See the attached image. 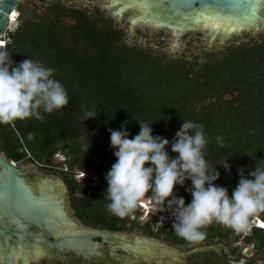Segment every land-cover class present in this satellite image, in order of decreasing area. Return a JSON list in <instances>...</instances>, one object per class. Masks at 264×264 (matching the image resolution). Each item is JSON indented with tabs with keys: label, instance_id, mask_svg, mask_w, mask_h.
I'll use <instances>...</instances> for the list:
<instances>
[{
	"label": "trees",
	"instance_id": "obj_1",
	"mask_svg": "<svg viewBox=\"0 0 264 264\" xmlns=\"http://www.w3.org/2000/svg\"><path fill=\"white\" fill-rule=\"evenodd\" d=\"M73 18L68 25L65 18ZM85 11L52 3L43 14L22 21L9 33L6 51L15 64L18 56L39 61L53 68L69 96V104L41 118H16L0 123V149L14 161L29 160L46 169L67 166L63 180L68 188L71 209L82 224L99 230L133 231L162 239L169 244L195 247L214 239L228 245L242 237L237 230L215 221L205 226V238L190 242L173 229L152 228L139 222L136 208L120 216L108 210L110 201L106 173L116 162L110 146V132L126 127L129 138L140 130L139 122L152 125L154 136L171 143L184 121L198 123L207 137L205 159L212 168L217 160H228L230 170L218 166L217 185L232 190L244 175L264 168V41L227 47L221 53L170 59L139 46H128L124 32L98 20ZM95 118L84 120V112ZM89 136V139H88ZM220 142H217V137ZM89 148V149H88ZM88 149V151H87ZM28 153L32 158L28 157ZM65 159L56 161V154ZM77 172L89 177L75 178ZM93 177L104 186H93ZM191 181L177 185L174 195L190 203ZM147 193L144 198H151ZM167 208V205H165ZM258 217L264 223V210L250 215L243 225ZM234 254L256 259L251 254L264 253V229L253 227L241 245L232 246Z\"/></svg>",
	"mask_w": 264,
	"mask_h": 264
},
{
	"label": "clouds",
	"instance_id": "obj_2",
	"mask_svg": "<svg viewBox=\"0 0 264 264\" xmlns=\"http://www.w3.org/2000/svg\"><path fill=\"white\" fill-rule=\"evenodd\" d=\"M54 71L32 57L14 65L10 52L0 47V123L40 119L41 113L68 105V93L54 78ZM83 116L86 121L97 115L85 111ZM138 122L140 130L132 138L126 127L109 129L116 162L105 176L108 210L126 215L151 193L162 211L169 210L174 216L176 235L190 242L202 241V229L214 221L239 230L250 215L264 210V168L258 163L247 177L239 170L238 184L230 196L227 188L215 183L220 178L218 166L230 170V164L220 159L215 168L209 165L204 154L208 140L200 124L183 120L171 143L177 155L171 157L166 150L169 140L154 136L152 125ZM216 139L219 143L221 138ZM186 180L191 181L192 197L187 204L174 195L176 186L183 187Z\"/></svg>",
	"mask_w": 264,
	"mask_h": 264
},
{
	"label": "water",
	"instance_id": "obj_3",
	"mask_svg": "<svg viewBox=\"0 0 264 264\" xmlns=\"http://www.w3.org/2000/svg\"><path fill=\"white\" fill-rule=\"evenodd\" d=\"M22 1L0 0V40L11 22V15L16 10L18 11ZM157 1L165 5L164 8L154 10L153 7L155 5L147 0H137L134 4H139L144 8L145 15L152 19V22H156L155 26L172 30L175 39L171 41L170 45L173 48L181 46L177 39L187 30H206V36L210 37V42L207 40V43L211 48L215 46L211 42L219 41L221 43L226 41L221 45H216L214 49H218L230 41L249 38L264 28V0ZM201 15L206 18H213L217 23L213 26L205 27V20L200 19ZM241 29H247V32H241ZM130 32L132 35L135 34L133 30H130ZM230 37L232 38L229 39ZM227 39L229 40L227 41ZM0 165L3 167V172L0 173V212H4L13 221L22 220L25 223L24 230L31 225L37 226L41 230L39 235L32 238L33 240L35 239L34 244H30L26 237L23 239L19 237L21 241L17 246L20 250L24 247V261L33 250L36 253L37 249L41 250L42 247L46 246L59 254L70 253L85 262H91L95 257H100L102 254L99 250L100 243L98 239L106 243L109 237L117 238L124 242L117 244V246H110L112 252L115 253L116 248L119 247L127 255L136 258H155L153 251L156 249H162L164 252L160 256H186L208 248L206 245H197L187 252L176 254L173 251L170 253L169 247H176L160 243L154 239L138 236L134 239V242H131L124 234L83 226L69 212L66 203V189L63 182L58 178L39 176L32 171L43 174H54V172L44 173L34 165L24 167L22 169L32 168L31 172L33 173L34 181L30 183L25 176L19 175L22 171L1 154ZM6 245L9 252V239H7ZM146 248L152 249L150 257L143 256ZM10 253L8 254V259L9 264H12ZM196 260L201 261V256L200 258L197 256ZM183 261L184 264L189 262L187 259H183ZM232 263L248 264V260L242 257Z\"/></svg>",
	"mask_w": 264,
	"mask_h": 264
},
{
	"label": "flooded vegetation",
	"instance_id": "obj_4",
	"mask_svg": "<svg viewBox=\"0 0 264 264\" xmlns=\"http://www.w3.org/2000/svg\"><path fill=\"white\" fill-rule=\"evenodd\" d=\"M42 3V5L47 4V0H38ZM139 1H146V0H139ZM151 3H153L155 6L153 7L154 10L156 9H162L165 5H162L157 0H147ZM60 3L63 4L69 8L73 9H80L85 11L88 15H91L95 18H99V22L101 24L100 20H104L107 24H110L112 27L116 29H120L124 32V39L123 41L127 40L130 37H126L125 28L121 25L124 23L127 24V30H133L135 34L131 37L132 39H136V37L141 33L140 27L146 26L147 28H152L154 30H162L166 27H160L155 26L156 22H152V19H150L147 15H145L144 8L139 4H134L137 2V0H52V3ZM167 7V6H166ZM109 11V15H106L105 13ZM70 18V17H68ZM66 19V18H65ZM73 21L74 19L71 18ZM75 22V21H74ZM149 22V23H148ZM74 24V23H73ZM153 24V25H152ZM160 24V23H158ZM197 33H200V30H195ZM206 36V35H205ZM234 36V35H233ZM232 36V37H233ZM230 37L229 39H231ZM130 38V39H131ZM210 42V37L208 35L205 38ZM227 39V41L229 40ZM226 42V41H225ZM225 42H219L216 41L214 43L211 42V44L215 45H221ZM0 154L3 155L7 160L13 162L15 167L20 169L22 172L19 173L21 176H25L27 180L30 183H33L34 176L31 172L32 168L29 169H22L19 165L20 161H14L11 158L7 156V154L0 149ZM41 171L44 173L48 172H58L61 173V171H57L54 169H46L43 167H40ZM3 172V167L0 165V173ZM63 183L68 191V188L63 180ZM69 195V194H68ZM72 216V215H71ZM75 220L78 221L81 225L82 222L77 217H75ZM25 223L21 220H11L4 212H0V264H9L8 254L10 253V259L12 264H184L183 259L189 260L186 264H233V261H238L242 258V256H239L237 254L233 253V250L231 248H225L224 246H214L213 244L209 243L206 244L208 247L207 249H204L203 251L186 255V256H167L163 255L160 256V254H164L162 249H156L153 251V256L155 258H136L134 256H129L125 252L122 251L121 248L117 247L116 252L111 251L110 246H117V244L124 243L120 239L109 237L106 240V243H103L101 239H98L100 243V252L102 253L101 256L95 257L93 261L91 262H85L82 259L72 255V254H59L55 250L49 248V247H42L40 250L44 255L40 256L39 258H36L34 250L31 254H29L28 258L24 261V247L19 249L17 246L21 239L19 240V237L22 239L26 237L28 241H30V244H34L35 239L33 240L36 235H39L40 229L37 226L31 225L26 230H24ZM85 226V225H83ZM4 231V233H2ZM107 231V230H104ZM108 232H115L118 234H124L127 238L130 239L131 242H134V239L136 237H146L149 239H157L155 237H151L147 234H144L143 232H138L137 234H134V231H108ZM26 234V235H25ZM7 239H9L10 243V251L8 252L7 248ZM160 243L169 244L164 240L159 241ZM177 246V245H176ZM179 248H170L169 252L172 253L173 251L176 254H180L182 252H187L188 250L192 249L191 246H185V245H178ZM15 247V252H14ZM33 248V247H32ZM150 251V252H149ZM143 256L150 257L152 255V249H145ZM156 256H158L156 258ZM197 256H201V261H197ZM128 258V259H127ZM248 264H264V260L262 259H250L247 258ZM262 261V263H260Z\"/></svg>",
	"mask_w": 264,
	"mask_h": 264
},
{
	"label": "rangeland",
	"instance_id": "obj_5",
	"mask_svg": "<svg viewBox=\"0 0 264 264\" xmlns=\"http://www.w3.org/2000/svg\"><path fill=\"white\" fill-rule=\"evenodd\" d=\"M50 4H52V0H47V4L44 6L38 0H23L21 2V4L19 5V8H18L19 16L17 18L16 25L11 27V29L12 30L17 29L23 20L28 19V18L33 16L34 11L37 12L38 14L45 13L47 10V7ZM106 11L107 12L105 14L109 15V11L108 10H106ZM64 22L68 25H71L74 23V21L71 18L64 19ZM121 26L125 28V32L127 33L126 37L131 38L133 35L131 34L130 30L126 29L128 27L127 24L123 23ZM139 29H140L141 33L136 37V39L128 38L127 40H125V43L128 46H139V47H142L143 49L151 50L154 54H158V53L166 54L167 57L170 59H178V58L182 57L184 59L191 60V59H193V57L194 58L198 57L200 63H203L206 60L207 53H211V52L221 53L222 51L226 50L227 47L238 46L242 43L254 45V44H260L264 41V28H263L259 33L255 34L249 38L230 41L226 45H224L223 47L218 48V49H214L208 45L207 40L205 39L206 38L205 35L207 34L206 30L200 29V33H197L195 30H187V31H185V33L181 34L177 39V42L180 43L181 46L173 48L170 45L171 41H173L175 39L172 30L167 29V28L162 29V30H154L151 27L147 28L146 26H141ZM241 32H247V29H241ZM16 60L22 62L25 59L22 56H18L16 58ZM55 159H56V161H61V160L65 159V155L60 154V153L56 154ZM19 165L21 166V168L34 165V166L38 167L39 169H41L37 163L30 162L29 160H22V161H20ZM57 171H60V170H57ZM32 172L39 175V176H43V177L58 178L59 180H61L63 182V173L62 172L61 173L54 172V174H43V173H40V172H37L34 170ZM75 176H76V174H75ZM92 183H93V181H92ZM95 187H97V186H95ZM65 189H66V187H65ZM66 203H67L69 212L71 213L72 217L75 219L74 212L71 209L70 198H69L67 189H66ZM132 212L133 211H131V213ZM135 217H136V215L134 217L131 215V218L135 219ZM138 220L141 224H145V223L149 224L150 223V221H141L140 219H138ZM154 230H158V228L155 226ZM133 231H134V234L135 233L137 234L138 232H142L138 228H135ZM154 240H157V239H154ZM161 240L162 239H158V241H161ZM210 243L213 244L214 246L222 245L225 248H231L232 246L234 247L237 244V243H234V245L232 244V246H231V245L226 244L225 242H221L218 239H214ZM206 244H209V243L205 242L202 245H206ZM167 245L179 248L178 245L177 246L173 245V244H167ZM251 254L256 259L264 260V253H257V251L254 249Z\"/></svg>",
	"mask_w": 264,
	"mask_h": 264
},
{
	"label": "built area",
	"instance_id": "obj_6",
	"mask_svg": "<svg viewBox=\"0 0 264 264\" xmlns=\"http://www.w3.org/2000/svg\"><path fill=\"white\" fill-rule=\"evenodd\" d=\"M16 29L12 30L11 26H9L5 29L1 39H3L6 43V46H4V49L6 50L7 48V42L10 41L9 38V33L15 31ZM1 43V41H0ZM28 157L32 158L30 153H28ZM61 160V159H60ZM64 160V159H63ZM38 164V163H37ZM39 165V164H38ZM54 170H60L62 172H67L68 168L67 166H64L62 168L60 167H53ZM87 177V173L84 172H78L76 174L75 178L77 180H81L83 178ZM93 186H104L97 177H93ZM138 211L140 213V220L141 221H151L152 219H155V222L152 223V227L156 226L158 229L161 227H166L168 230L172 228V224L174 223V216L172 215L171 211L166 210L162 211L160 206H158L155 201L151 198H143L137 205ZM135 208V209H136ZM134 209V210H135ZM132 210V211H134ZM132 216L134 217L135 214L131 213ZM261 220L258 217H254L250 223H247L246 225L242 226V237L236 242V246L241 245L243 238L248 234V232L253 228V227H258L264 229V223L260 224ZM217 223V222H216Z\"/></svg>",
	"mask_w": 264,
	"mask_h": 264
},
{
	"label": "snow or ice",
	"instance_id": "obj_7",
	"mask_svg": "<svg viewBox=\"0 0 264 264\" xmlns=\"http://www.w3.org/2000/svg\"><path fill=\"white\" fill-rule=\"evenodd\" d=\"M189 7H191V6L189 5ZM200 19L205 20V24H204L205 27H210V26H213L217 23V21L215 19L206 18L204 15H201ZM42 255H44V253H42L39 249H37L36 253H35L36 258H39Z\"/></svg>",
	"mask_w": 264,
	"mask_h": 264
},
{
	"label": "bare ground",
	"instance_id": "obj_8",
	"mask_svg": "<svg viewBox=\"0 0 264 264\" xmlns=\"http://www.w3.org/2000/svg\"><path fill=\"white\" fill-rule=\"evenodd\" d=\"M18 16H19V11H17V10L11 15V17H10V21H11L10 26L11 27L16 25ZM0 41H1L0 47L6 46V43L3 39H1ZM260 224H262V223L260 222Z\"/></svg>",
	"mask_w": 264,
	"mask_h": 264
}]
</instances>
